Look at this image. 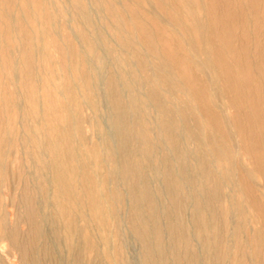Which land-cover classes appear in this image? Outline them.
<instances>
[{
	"label": "rangeland",
	"instance_id": "374dc122",
	"mask_svg": "<svg viewBox=\"0 0 264 264\" xmlns=\"http://www.w3.org/2000/svg\"><path fill=\"white\" fill-rule=\"evenodd\" d=\"M3 1L0 10L4 8L17 20L22 14L24 18L23 23L14 21L8 27L0 15V30L8 40L13 43L17 31L11 28L15 26L36 35L37 43L43 46L32 62L38 67L35 73L41 77L40 87L44 90L54 91V84L66 82L67 89L83 92L75 86L73 77L65 76L64 68L70 62L60 50L79 43L86 49V35H94V26L100 28L99 46L110 59L106 79L116 74L124 85L133 80L140 98L151 92L157 94L156 98L171 110V121L178 125L170 123V130L179 135L171 144L170 157L175 162L176 153L185 151L193 174L198 171L195 164L199 158L209 160L211 180L219 191L214 196L209 193L210 185L203 182L207 194L199 213L189 205L182 206L183 195L174 194L173 199L158 195L155 201L159 220L149 218L144 210L138 220L135 214L139 212L134 209L126 184L117 178L102 179L99 186L104 192L116 186L115 197L107 192L94 209L77 204L82 214H96V218L90 216L87 229L93 246L80 252L82 263L264 264V0H32L26 11L18 8L23 0ZM77 2L87 5L92 23L76 16L73 5ZM44 10L56 20L52 27L45 20ZM189 12L201 24L200 32L194 29ZM14 50L6 41L0 45L3 60ZM108 91L112 95L121 91L120 99L126 101L122 84L112 85ZM78 99H71L69 104L74 107ZM151 102L148 112L152 120L167 121L168 117ZM161 137L169 145L167 136L162 133ZM86 141L89 148L95 146L96 134L88 133ZM99 148L97 145L88 156L91 168L102 173L109 160L98 163V155L104 156ZM160 153L152 150L145 160L133 155V163L138 159L154 165ZM146 172L154 189L158 182ZM0 193L8 203L5 186L0 187ZM170 202L175 208L168 207ZM9 206L15 212L10 218L16 220L20 208L15 201ZM18 225L25 230L22 220L18 219ZM138 232L148 234L151 240L155 235L161 238L165 244L161 262L155 255L146 254ZM171 234L174 239L169 238ZM6 253L14 254L15 260ZM0 257L5 264H25L7 245L0 249Z\"/></svg>",
	"mask_w": 264,
	"mask_h": 264
},
{
	"label": "bare ground",
	"instance_id": "6f19581e",
	"mask_svg": "<svg viewBox=\"0 0 264 264\" xmlns=\"http://www.w3.org/2000/svg\"><path fill=\"white\" fill-rule=\"evenodd\" d=\"M7 1L4 0L3 3ZM31 1L23 0L18 7L19 11H26L31 6ZM73 6L76 16L85 23H92L85 3L77 2ZM3 9L0 10V15L4 18L5 26L10 27L14 21L23 23V14L17 20ZM35 10L37 9L35 8L34 12ZM44 11L45 20L52 27L56 20L50 12ZM189 17L194 29L200 32L202 28L198 19L190 12ZM11 29L17 31L13 43L8 40L5 32L0 30V45L6 41L15 49L13 55L6 56L7 59L5 57L3 60L2 53L0 54V187L5 186L9 194V202L5 203L0 193L2 249L7 245L18 253L20 260L25 264H84L80 252L93 246L87 229L88 222L96 214H82V209L78 208H96L100 203L99 199L107 192L115 197L116 186L104 192L102 186H99L102 179L108 181V178H117L126 184L134 209L139 212L135 214L138 220L143 217V214H140L143 210L148 212L146 215L149 218L159 220L160 214L155 201L158 195L165 194L167 198L174 194L183 195L185 199L182 200V206L189 205L197 213L200 212L202 201L207 194L204 193L203 182L210 185L209 193L217 197L219 191L211 180L213 173L208 167L209 160L205 162L198 157L195 164L198 171L193 174L186 163L188 157L185 151L176 153V163L170 157L171 144L179 137L176 131L170 130V123L175 127L178 125L171 121V110L156 98L157 94L155 96L151 92L140 98L136 95L133 80L131 83L125 82L124 85L118 81L116 74L106 79L105 73L110 59L99 46L100 28L94 26V35H86V49H82L84 46L79 43L77 47L70 44L60 50L61 55L70 62V66L64 68L65 76L69 79L73 77L75 86L81 88L84 93H74L70 88L67 89L66 82L54 84V91L42 89L41 77L35 73L38 67L32 62V57L38 55L43 46L37 43L36 35L15 26ZM42 31L44 32V29ZM261 40L263 41V38ZM97 48L100 52H97ZM121 84L125 89V102L120 99L121 91L114 95L108 91L112 85ZM74 98L81 100L78 99L73 107L69 102ZM151 100L158 111L168 117L167 121L152 120L148 112L153 104ZM256 115L259 116V113ZM153 126L155 131L152 130ZM88 133L96 134V142L91 143L95 146L91 148L87 146ZM162 133L167 136L169 145L166 139L161 137ZM97 145L104 154L98 155V163L109 160L105 172L102 173L91 168L88 156L93 149L96 150ZM152 150L162 154L157 157V163L147 165L138 159L135 161L137 163H133V155L138 154L145 160ZM219 155L220 153L216 154ZM146 171L158 182L154 189L149 184ZM118 198L120 199V196ZM188 198L192 200L188 201ZM14 201L20 208L16 220L10 218L15 214L11 211L12 208H9ZM171 202L168 207L175 208L174 202ZM18 219L25 223V230L19 228ZM79 220L82 221L81 224L78 223ZM148 237V234L137 233V238L147 249L146 254L155 255L161 262L164 259L165 244L157 235L152 240ZM183 237L185 238L184 234L181 238ZM169 238L174 239V234ZM151 245L154 246L152 249ZM6 254L10 259L15 257L14 254ZM107 256L111 258V252ZM0 264H5L1 257Z\"/></svg>",
	"mask_w": 264,
	"mask_h": 264
}]
</instances>
